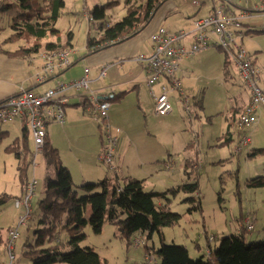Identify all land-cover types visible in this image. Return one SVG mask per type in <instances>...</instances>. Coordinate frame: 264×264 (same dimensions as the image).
Instances as JSON below:
<instances>
[{
  "label": "rangeland",
  "instance_id": "1",
  "mask_svg": "<svg viewBox=\"0 0 264 264\" xmlns=\"http://www.w3.org/2000/svg\"><path fill=\"white\" fill-rule=\"evenodd\" d=\"M64 2L65 7L55 25L57 34L48 36L43 42L56 40L58 36L65 43L69 35H72L73 61L86 54L88 35L92 37L98 33L99 20L91 17V10L96 6H106L105 14L109 24L121 20L126 14L125 0ZM193 2H197L199 7H190ZM259 4L258 0H169L141 33L151 37L161 27L174 32L171 28L182 26L184 17L205 16L221 5H226L235 12L240 11L238 6L250 9V17L243 21V38H236V41L251 56L255 67L260 71V84L264 86V11L257 12ZM168 9L174 11L167 14ZM3 24L0 22V26L5 27L3 36L7 38L12 30L8 20ZM26 42L27 38H24L15 44L22 45ZM15 44H8V47L14 48ZM184 44L190 45L188 41ZM100 52L82 56L65 72L62 80L76 78L86 67L98 69L92 61ZM26 65L29 68L31 64ZM95 74L93 72L92 77H97ZM179 77L184 94L190 100V112L184 109L177 95H171L173 111L165 116L158 115L151 88L148 87L147 91L145 84L139 97L137 91L130 90L118 100H107L112 105L107 111L112 124L121 132L113 162L116 172L120 177L129 175L144 180L146 191L164 192L186 182L198 183L196 193L181 192L173 195L168 192L166 198L157 200L160 204L169 203L171 210L182 215L178 224L162 227L165 242L185 245L193 258H201L210 250L214 253L222 236L237 234L242 226V212L257 216L252 219L254 230L246 233L248 240L264 239V187L249 185L257 175H264V153L248 157L252 149L264 148V115L258 117L259 121L246 130L240 131L238 128L237 118L245 106L249 91L239 76L231 51L226 52L212 46L191 58H185L181 63ZM76 94L81 97H73ZM82 95L71 94L69 99L83 100ZM75 109L81 114L75 121L80 122L84 114L80 108ZM86 117L93 119L87 115ZM66 122L64 126L53 127L54 131L57 130L54 137V145L59 148L57 154L51 139V142H47L46 149L36 154L30 134L25 137L13 125H4L2 132L0 131V196L6 194L11 197L6 204L8 212L0 216L2 238L5 239L10 230L4 224L12 220L14 222L15 218L18 221L19 211L13 199L19 198L27 180L34 178L38 183L32 201V219L25 225L16 226L15 222L22 241L18 245L15 264H32L30 255L26 253L30 249L27 242L34 241L38 202L44 197L47 176L55 175L54 165H49L52 160L58 159L69 168L75 186L83 183L84 176H92L93 180L115 176L114 170L100 163L97 156L94 157L91 139L88 138V146L85 144L83 153L79 154L75 146L80 142V137L84 138L86 135H80L82 130L73 125L72 120ZM93 122L98 126V121ZM99 129L102 131L101 127ZM228 133L232 135L231 142L226 141ZM99 134L96 133V136L99 137ZM243 135L250 136L251 142L237 154L235 144ZM93 165L97 167L94 168ZM102 174L103 177H100ZM77 189L78 195L82 196L83 190ZM188 197L195 198V201H186ZM199 200L201 208L194 209ZM89 210L90 207L88 212ZM85 232L87 237L83 245L93 247L107 264H155L150 257L156 256L148 254L146 246L155 249L160 246L157 232L149 240L138 232L131 237L130 244L118 238L117 228L111 224H107L101 234H95L90 226L86 227ZM138 241L140 244H137ZM5 247L6 245H0V264L7 261ZM206 258L207 255H204V259Z\"/></svg>",
  "mask_w": 264,
  "mask_h": 264
},
{
  "label": "trees",
  "instance_id": "2",
  "mask_svg": "<svg viewBox=\"0 0 264 264\" xmlns=\"http://www.w3.org/2000/svg\"><path fill=\"white\" fill-rule=\"evenodd\" d=\"M167 1L169 0H125L126 14L114 24H109L106 19V6H96L90 12L92 18L99 20L98 33L92 37L88 35L87 52L82 56L96 54L136 37L144 31ZM64 7V0H0V22L8 20L9 28L12 30L6 40L17 44L21 39L27 38L26 44L16 45L13 54L26 59L28 55L37 53L41 49L72 48V35H69L65 43L58 36L55 41L43 42L48 36L57 34L55 25ZM261 11L264 10L257 9V12ZM81 57L74 60L72 66ZM30 89L34 87L31 86ZM22 133L25 137L28 135L24 130ZM227 136L226 141L231 142L232 135L228 133ZM45 147L46 143L42 151L46 149ZM263 153L264 148L252 149L248 157H256ZM50 164L54 165L55 175L47 176L44 197L38 202V221L34 231V241L27 242L30 249L26 253L30 255L32 264H107L93 247L83 245L87 237L86 227L90 226L95 234H101L107 224L116 226L118 238L126 240L128 244L131 243V237L138 232L145 235L147 240L156 232L159 233L160 246L156 249L146 246L147 253L156 256L150 257L151 262L155 264H264V239L248 240L246 234L254 230L255 224L252 219L257 218L256 214L251 216L242 212L240 219L242 226L239 232L222 236L214 253L210 250L208 254H204L207 255L206 259L204 255L201 258H193L185 245L165 242L162 227L178 224L182 215L171 210L169 203L160 204L157 200L166 198L168 192L173 195L181 192L196 193L197 182H186L164 192L146 191L144 180L129 175L120 177L114 170L115 176L112 178L106 176L99 181L75 186L68 167L58 159L52 160ZM21 169L24 170L22 167ZM28 181L23 186V195ZM249 185L264 187V175H257ZM77 188L83 190L82 196L78 195ZM10 199L11 197L6 194L0 196V213ZM186 201H195V198L188 197ZM88 207H90L89 212ZM199 208H201L200 200L194 206V209ZM251 223L253 227L249 229ZM2 244L4 239L0 236V245ZM137 244H140V241ZM196 246L199 247L198 244Z\"/></svg>",
  "mask_w": 264,
  "mask_h": 264
},
{
  "label": "built area",
  "instance_id": "3",
  "mask_svg": "<svg viewBox=\"0 0 264 264\" xmlns=\"http://www.w3.org/2000/svg\"><path fill=\"white\" fill-rule=\"evenodd\" d=\"M257 9L264 10V0H258ZM250 14L246 11H232L225 5L218 6L215 11L194 22V37L192 44H184L188 33L185 31L173 32L166 27L159 28L151 35L152 52L147 55H138L134 60L144 65L148 74V85L159 86V91L151 90L158 115L165 116L173 111L171 95H177L184 109L190 112V100L185 96L183 84L179 77L181 63L185 58L212 47H221L231 51L237 66L239 76L249 91V102L237 119L240 131L246 130L259 121L260 113L264 110V87L260 84V71L255 67L251 56L237 44L236 38H243V21ZM72 48L41 49L37 53L28 55L26 60L37 69L36 83L42 84L56 74L72 66ZM90 68L84 69V75L76 80L59 82L43 92L21 87L14 95L0 102V128L4 125L17 124L21 131L31 135L36 154L41 152L46 143L47 127L51 123L64 126L66 123L65 107L71 94L86 95L90 90ZM107 76V67L100 69L99 78ZM92 96L85 108L90 116L98 121L102 128L103 149L99 156L100 163L115 170L113 165L115 151L121 136L120 129L114 127L107 112L110 103L107 100H98ZM251 137L243 135L235 144V152L240 154ZM38 183L33 178L26 187L22 198L14 199L13 203L19 211L18 223L25 225L33 215L32 201L37 191ZM253 227L251 223L249 229ZM8 230L6 243L7 261L1 264H15L18 245L21 235L16 227Z\"/></svg>",
  "mask_w": 264,
  "mask_h": 264
},
{
  "label": "crops",
  "instance_id": "4",
  "mask_svg": "<svg viewBox=\"0 0 264 264\" xmlns=\"http://www.w3.org/2000/svg\"><path fill=\"white\" fill-rule=\"evenodd\" d=\"M190 7L192 8L199 7V5L197 2H193ZM173 11H174L173 9L171 10L168 9L166 13L170 14ZM240 11H246V10L240 7ZM247 12L250 13L251 11L250 12L247 11ZM210 14L211 12L207 15L209 16ZM207 15L201 16V17H193L191 15H188L184 17V19L182 20L183 21V23L181 24L182 26H179L177 28L174 27L171 29H174V32H179V31L187 32L188 36L185 38L183 42L188 41L189 44H192L193 37H194V33H193L194 32V22L205 18ZM5 22L6 21H4L3 23ZM175 25H178V24H175ZM4 28H5L4 26H0V101L7 97L14 95L17 91H19L21 87L30 88L31 86H33L34 87L33 90L40 93V92L45 91V89L47 90L51 87H54L59 82H67L71 80H76L84 75V72H83L79 76H77L76 78H72L71 80L70 79L62 80L65 72L67 71L65 70L63 72L56 74L54 77L49 78L48 81H46L45 83H42V84L36 83L35 76L37 74V69L33 67L34 65H30L24 57L17 55V54H13V52L16 51L17 46L15 44L14 48L8 47V44H13V43H10L9 41L6 40L8 37L5 38L3 36V33L5 32ZM52 41H55V40H52ZM151 52H152L151 37L143 36L141 33L126 43L120 44L116 47L109 48L94 56V59H93L94 61H92L93 62L92 64L97 65L98 69L93 70L92 67L90 68L89 78L91 81L90 85L92 87L91 93L89 95L86 94L87 97H84L82 95L84 97L83 100L73 99L72 100L73 103L71 100H68L69 102L67 106L65 107L66 121L72 120L71 123H73V125H75L77 128L82 130V133L80 135H86L84 138L80 137L81 138L80 142L78 143V145H76L77 147L75 146V148L79 151V154L83 153L85 144H87L88 146L89 144L87 141L88 138L91 139L90 142L91 144L94 145L93 147L94 157L97 156V158L99 159V156L103 149V145H102L103 137H102V131L101 129H99L100 128L99 122L96 121L98 123V126H97L94 124L93 119L90 120L86 117V115L89 117L91 116L86 111V108L84 107V105L86 106L88 100L92 96H95L96 98H99L100 100H113V99H116L113 97L117 96V100H118L119 98L123 97L124 93L127 94L128 91L131 90V91H137V97H139L142 94L141 88H143L144 84L146 85L147 91H148V87L151 88V90L153 88L154 91H159L158 85H155L154 87H151L148 85V74L145 71L144 65L134 60V57L138 55H142V54L147 55V54H150ZM26 64H28V66L30 65L29 68L27 67ZM103 66L107 67V76L103 79H100L99 78L100 69ZM93 72H96L95 75H97V77H92ZM99 80H105V81L102 82ZM147 91H145V94L147 93ZM75 96H80V94L73 95V97ZM76 101H79V102H76ZM248 102H249V95L247 97L245 105ZM111 106L112 105H110V107ZM75 107L80 108L82 110L81 113L84 114V116L81 117L80 122L75 121V119L79 115H81L78 113ZM262 114L264 115V110L261 111L260 116H262ZM54 126L57 127L61 125L58 123H51L50 125H48L47 136L45 139L46 144L47 142L52 141L54 145V141H55L54 137L55 135H57V130L54 131L53 129ZM13 127H18V125L15 124L13 125ZM0 131H2V128L0 129ZM96 133L97 134L100 133L99 137L96 136ZM53 147H54V150L57 153H59L58 152L59 148L55 145ZM95 166L96 165H93L92 167L95 168ZM96 175L99 176L100 174L99 175L96 174ZM91 177L92 176H89V177L84 176L82 178L83 183H85L86 181L87 182L88 181H99L101 179L100 178L99 180H93ZM100 177H103V174ZM22 195H23V189L21 193L19 194V197ZM7 212H8V208L5 207L2 213H0V216L3 214H6ZM15 222L18 225L17 218H15L14 222L12 220L4 224L5 225L4 227H6L7 229L11 227H15L16 225ZM7 237L8 235L6 236L5 239L3 238L4 244H5V240H7ZM4 244L3 246H5Z\"/></svg>",
  "mask_w": 264,
  "mask_h": 264
}]
</instances>
